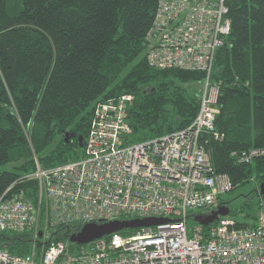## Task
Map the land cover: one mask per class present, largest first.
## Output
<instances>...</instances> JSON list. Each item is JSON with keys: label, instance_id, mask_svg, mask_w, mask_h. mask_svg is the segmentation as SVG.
<instances>
[{"label": "trees", "instance_id": "1", "mask_svg": "<svg viewBox=\"0 0 264 264\" xmlns=\"http://www.w3.org/2000/svg\"><path fill=\"white\" fill-rule=\"evenodd\" d=\"M229 4L231 32L210 75L220 89L215 125L224 136L204 133L203 140L215 170L230 176L233 190L252 177L259 185L264 181V156L238 163L232 154L264 147V0ZM157 6L158 0H0V164L10 165L0 170V195L14 184V191L34 199L38 180L28 175L38 166L83 157L98 103L134 96L127 108L129 144L192 123L205 73L148 64L146 35ZM257 195L258 212L235 218L239 227L257 225L264 194L258 189ZM249 201L242 210L254 207ZM219 203L229 206L223 196ZM81 225H58L53 238L73 249L77 243L69 236ZM31 245L29 230L0 232V247L14 254H29Z\"/></svg>", "mask_w": 264, "mask_h": 264}, {"label": "built area", "instance_id": "2", "mask_svg": "<svg viewBox=\"0 0 264 264\" xmlns=\"http://www.w3.org/2000/svg\"><path fill=\"white\" fill-rule=\"evenodd\" d=\"M230 1L158 0L146 35L147 61L154 68L205 73L196 117L186 128L129 144L127 108L134 96L98 103L83 157L38 166L28 175L38 180L34 199L14 191V184L0 195V232H32L31 252L18 255L0 247V264H264V209L254 227H239L230 215L205 231L200 223H188L194 209H215L233 188L230 176L215 170L203 140L204 133L224 136L215 125L220 89L210 75L231 32ZM232 154L236 162L249 163L264 156V147ZM121 217L166 219L73 249L51 232L62 224Z\"/></svg>", "mask_w": 264, "mask_h": 264}, {"label": "water", "instance_id": "3", "mask_svg": "<svg viewBox=\"0 0 264 264\" xmlns=\"http://www.w3.org/2000/svg\"><path fill=\"white\" fill-rule=\"evenodd\" d=\"M65 141L69 140V135L65 136ZM80 146H83V138L79 137ZM259 193L264 194V181L259 185ZM231 212L230 207L227 204H220L215 209L209 211L207 214H196L193 217L202 225H209L220 216L229 215ZM166 218L160 217H148V218H131V219H113L107 222H87L81 225V228L70 234L69 240L73 243H87L101 236L110 234L115 231H119L125 228H139L143 226H149L161 221H165Z\"/></svg>", "mask_w": 264, "mask_h": 264}, {"label": "rangeland", "instance_id": "4", "mask_svg": "<svg viewBox=\"0 0 264 264\" xmlns=\"http://www.w3.org/2000/svg\"><path fill=\"white\" fill-rule=\"evenodd\" d=\"M10 165L8 164H0V170L9 168ZM259 189V184L257 183L256 179L252 177L245 185H241L236 187L233 190L225 192L222 194L223 198L228 202L231 210L233 211L229 215L236 218L237 220L243 221L245 214L249 213L250 211L258 212V195L257 191ZM249 203H253V208H245L242 210L241 206L245 200H249ZM255 202V204H254ZM193 215L196 214H207L209 210L207 209H194ZM191 213V214H192ZM251 213V212H250ZM189 225L193 227V225L198 224V221L194 217H190L188 221Z\"/></svg>", "mask_w": 264, "mask_h": 264}]
</instances>
